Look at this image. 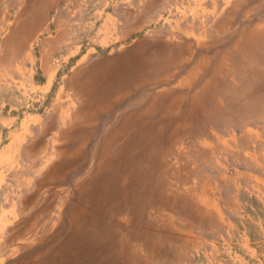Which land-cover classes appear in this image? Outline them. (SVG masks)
I'll list each match as a JSON object with an SVG mask.
<instances>
[{
  "label": "rangeland",
  "instance_id": "obj_1",
  "mask_svg": "<svg viewBox=\"0 0 264 264\" xmlns=\"http://www.w3.org/2000/svg\"><path fill=\"white\" fill-rule=\"evenodd\" d=\"M97 1L95 6L99 10L110 9V3ZM160 2L157 17L147 18L140 32L102 37L99 33L107 32L115 23L102 13L103 16L95 20L98 37L90 39V35L81 33L74 37L75 43L69 49L62 50L56 45L46 50L32 46L29 50L18 51L8 43L9 47L0 51V114L17 115L22 130L19 134L21 139L14 145L10 142L8 130L15 126L0 127V148H3L2 158L6 160L0 184V264H50L46 261L48 256L42 260L33 259L50 248L57 251L65 243V235L70 229L69 215L78 202L81 206L87 199L86 193L83 196L79 194L81 184L92 174L96 164L93 151L102 136L135 111V104L142 96H152L168 89L174 94L180 93L181 81L199 62L206 61L201 74L181 89L191 95L212 75L217 65H223V70L231 68V86L215 95L220 108L213 111L205 127L196 133L181 136L164 153L156 154L158 144L150 145L148 154H143V179L153 186V191L143 192V212H133L132 216L125 217L117 209L119 213L113 215L117 217L113 222L110 211L116 206L108 203L104 211L108 218H103L94 226L100 229L97 247L94 242L80 244L77 255L67 263L148 264L157 254L155 242L160 237L155 233L157 212L147 208H153L155 204H172L184 197L180 198L184 194L177 195L176 192L186 190L188 182L194 180L188 179V175L195 171L193 160H202L211 154L225 160L228 152L224 149L228 144L245 139V133H248L246 138L253 139L254 143L264 140V98L259 92H252L251 99L248 98L247 102L244 99L245 91L259 83L258 72L264 70V63L246 57L248 62L245 60L242 66L229 53L242 42L248 30L264 23V0ZM85 5H82V11L88 10ZM2 7L0 3V9ZM9 21L8 18L0 20L2 30L6 29ZM76 21L86 22L88 19ZM214 22L215 27L212 26ZM161 50L175 54L180 60L168 81L143 83L105 109L93 114L88 112L87 107L95 102V97L98 100L103 91L126 84L124 80L120 86L115 84L117 80L113 75L119 70L118 64L136 54L141 57L140 64L144 68L148 63L142 61V57L147 54L155 57L160 55ZM104 71H110L112 76L96 82L95 94L85 93L82 90L84 84ZM231 99L236 101L237 107H230ZM158 113L149 114V117L145 115L142 119L160 121ZM51 115L58 119L62 115L66 119L73 115L68 123L69 130L59 133L64 125L58 119L56 124L42 130ZM72 124L74 127L71 128ZM252 142L250 144H254ZM256 149L259 147H252L251 151ZM73 152L74 158L68 161L67 156ZM231 167L227 164L228 172ZM199 170L202 171L201 168ZM138 216L143 222V233L135 235L127 228L132 221L137 222ZM118 232L121 239L127 241L128 248L131 247L130 252H125L123 256L117 251L120 248V241L115 237ZM85 246H94V255L84 249ZM137 257L142 260L139 262Z\"/></svg>",
  "mask_w": 264,
  "mask_h": 264
},
{
  "label": "crops",
  "instance_id": "obj_2",
  "mask_svg": "<svg viewBox=\"0 0 264 264\" xmlns=\"http://www.w3.org/2000/svg\"><path fill=\"white\" fill-rule=\"evenodd\" d=\"M97 2L0 0L6 9H0V20H10L5 30L0 24V51L8 48V43L18 51L32 46L46 50L56 45L62 50L69 49L75 43L74 37L81 33L90 35V39L98 37L95 20L102 13L115 22L107 32L99 33L102 37L140 32L147 18L157 17L158 4L162 3L160 0H104L111 4L104 11L95 6ZM84 4L86 11L81 10ZM82 19L88 21H76ZM212 26L215 27V22ZM54 116L49 117L42 130L56 124L58 117ZM69 118L59 117L58 121L64 125L59 133L69 130ZM18 119L14 114H0V127L15 126L8 130L14 145L21 139ZM246 136L239 143L227 145L231 149H224L228 152L225 160L216 154L193 160L195 171L188 179L194 180L188 182L186 190L176 192L184 194L180 195V198L184 196L182 199L147 208L157 212L155 233L160 237L155 242L157 254L148 264H264V140L254 143ZM254 145L259 149L251 151ZM3 153L0 148V184L6 163ZM227 164L232 166L229 172Z\"/></svg>",
  "mask_w": 264,
  "mask_h": 264
},
{
  "label": "bare ground",
  "instance_id": "obj_3",
  "mask_svg": "<svg viewBox=\"0 0 264 264\" xmlns=\"http://www.w3.org/2000/svg\"><path fill=\"white\" fill-rule=\"evenodd\" d=\"M242 38V42L238 43L230 50L229 53L231 58L241 65L248 59L246 57H252L264 63V23L248 30ZM144 60L148 63L144 65V68L143 65L140 64L141 57H137L136 54L127 57L122 63L118 64L119 70L115 71L113 75L117 80L115 84L120 86L123 80L126 84H124L123 87L118 88L115 86L109 90L103 91V93L100 94L101 97L98 100L95 97V102H92V104L87 107L89 109L88 112L93 114L99 110L105 109L110 106L113 101L131 92V90L138 88L143 83L168 81L180 63V60L175 54L164 50H161L160 55L155 57L147 54L144 58L142 57V61ZM137 62H139V64ZM204 63L206 64V61L199 62L181 81L179 88L180 93L174 94L171 89H168L161 90L152 96H145L144 98L142 96L135 104V111H131L127 116L125 115L126 117L123 118L113 130L102 136L101 141L93 151L96 164L92 174H89L82 184L80 183L81 193L79 194L83 196L84 193H86L87 199L81 206L80 202H78L70 215L68 214L70 217V229L67 235H65V243H63L57 251H53V248H50L44 253L39 254L33 261L42 260L48 256L46 261H48V263L50 262V264H68L67 262H72V258L77 255L79 249L77 246L80 244L94 242L97 247V241L99 240L97 237L99 236L100 229L94 226L101 223L103 218H108L105 217L106 215L104 214L105 207L108 203H113L114 206H116L115 210L110 211L112 216V218H110L113 222L117 218L113 215L119 213L118 210L121 213L123 212V216L125 215V217L132 216L133 212H143V192L149 191V193H152L153 191V186L143 179V154H148L147 151L153 143L154 145L158 144L155 148L156 154L164 153L168 150L170 145L177 142L181 136L196 133L205 127L209 123L213 111L220 108L215 99L216 93L224 91L227 87L231 86L229 83V76L232 73V69L226 67L225 70H223L224 66L219 64L214 68L212 75L209 78L207 77L208 79H206L202 86L200 88L198 87L199 89L193 94L188 95L185 90L181 88L201 74ZM104 72L97 75L96 79H92L89 82L87 81L82 90L90 95L95 94L94 89L96 87V82L104 77L112 76L110 71ZM258 75L259 83L245 91L244 99L246 102L248 98L251 99L253 96L252 92H259L261 98H264V70L258 72ZM245 83L246 81L244 84ZM233 90L236 91V89ZM229 105L231 108L237 107V103L233 99L229 100ZM154 112L160 113H158L160 118L157 117L161 119L160 121L157 119H142L145 115L149 117V114H153ZM79 130H82V128ZM74 156V152L69 154L67 156L68 161L72 160ZM79 156L80 155H78V157ZM150 197L148 199L149 202L151 200ZM138 217L137 222L132 221V225L127 228V231L133 230L135 235L143 233V222L141 221V216ZM113 232L111 231V233ZM117 234L118 235L115 237L120 241L118 245L120 248L117 249V251L123 256L131 247L128 248L127 241L121 239L120 232ZM84 249L87 251L90 250L89 252L94 255L96 248L94 246H85ZM137 258L139 262L142 260L140 257Z\"/></svg>",
  "mask_w": 264,
  "mask_h": 264
}]
</instances>
